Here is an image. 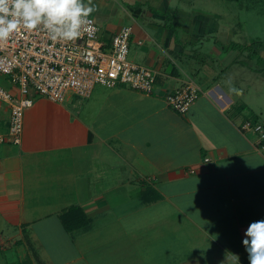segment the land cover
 Returning <instances> with one entry per match:
<instances>
[{
  "label": "crops",
  "instance_id": "1",
  "mask_svg": "<svg viewBox=\"0 0 264 264\" xmlns=\"http://www.w3.org/2000/svg\"><path fill=\"white\" fill-rule=\"evenodd\" d=\"M181 1L86 0L102 39L132 28L129 59L157 72L156 91L95 87L89 99L29 110L22 144L0 146V252L41 242L72 254L56 264H138L137 246L190 233V246L223 252L214 264H249L242 241L264 219V147L241 126L264 124L247 99L263 70L226 38L204 49L212 16ZM189 81L201 93L181 115L165 95ZM71 214L82 226L73 231Z\"/></svg>",
  "mask_w": 264,
  "mask_h": 264
},
{
  "label": "built area",
  "instance_id": "2",
  "mask_svg": "<svg viewBox=\"0 0 264 264\" xmlns=\"http://www.w3.org/2000/svg\"><path fill=\"white\" fill-rule=\"evenodd\" d=\"M87 21L72 40H53L43 25L27 29L21 22L0 42V75L9 84L5 88L0 83V146L22 144L25 113L33 108L35 96L63 104L72 96L89 99L98 85L155 93L157 72L129 59L132 28H121L107 41L96 20L89 16ZM200 93L189 81L167 92L165 101L184 115ZM241 130L253 132L264 147V124L247 120Z\"/></svg>",
  "mask_w": 264,
  "mask_h": 264
},
{
  "label": "rangeland",
  "instance_id": "3",
  "mask_svg": "<svg viewBox=\"0 0 264 264\" xmlns=\"http://www.w3.org/2000/svg\"><path fill=\"white\" fill-rule=\"evenodd\" d=\"M181 5H194V7L201 10V12L210 14L212 16V19H210L211 29L212 31L214 30L215 38L213 43L211 42L212 44H205L204 49L211 47L210 50L213 51V45L215 41L219 42L221 37L226 38L228 39V43L225 44L227 45V48H229L231 44H237L241 47L237 48L236 50L231 49V54H233L234 57L237 56L238 60L245 64H251V66L256 65L262 68L263 71L259 73V75H256V77L255 75H250L251 83H254L252 87L254 88H250L247 99L252 104V106H254V108V103L260 105V107L262 105V107L264 108V82H261L259 80L260 78H264V0H185L181 1ZM207 51L208 50L202 51V60L200 61L203 62V65L207 62L205 59H207V56H209L207 55L209 54L207 53ZM0 83L5 88L9 86L8 82L1 75ZM97 88L107 87L98 85L96 86V89ZM124 88L130 89L129 87ZM73 98L75 97L72 96L68 98L63 104L68 103ZM77 100L82 101L85 99L77 98ZM54 104L62 106V104L52 103L46 98L35 96L33 108L35 109L37 108V106L46 108L50 105L53 106ZM29 110H27L25 113V124L27 123V114ZM261 117L264 120V114ZM125 226L129 230L130 226ZM12 230L13 229H11L9 233H13L14 231ZM145 235L146 234H143L142 237H145ZM58 240L62 241V244H64V238H58ZM96 240H98L97 236L94 237V242H92L94 245L97 244L95 243ZM191 240H193V237L191 238L190 233H188L185 236H180V239H178V242H180V244H184V242L186 241L185 244L187 246H178V242H172L171 246L170 244H168L169 246H137L140 250V255L143 257V262H138V264H146V261H149V258H146V255L150 257V260H153V264H183L186 259L188 260V262L186 261L188 264H214L215 259H218L219 255L223 253L216 246H190ZM39 243H33L34 245L32 246H11L8 251L0 252V264H56L58 262L64 261L65 258L72 255L69 254V251H67V249L63 248V250H61V247H59V249L53 247L51 248L50 246H54V244L49 245L47 243L46 245H41ZM222 247L224 248L225 246ZM161 250H163V253H161L162 258L159 254ZM56 251L58 252L55 254ZM74 257H76L75 254ZM110 261L111 258L108 257L106 260L100 259V261L96 264L126 263H117L113 260V258L111 263H107ZM74 264L89 263L79 260Z\"/></svg>",
  "mask_w": 264,
  "mask_h": 264
},
{
  "label": "clouds",
  "instance_id": "4",
  "mask_svg": "<svg viewBox=\"0 0 264 264\" xmlns=\"http://www.w3.org/2000/svg\"><path fill=\"white\" fill-rule=\"evenodd\" d=\"M92 11L86 0H0V42L21 22L27 29L43 25L53 40L75 39ZM242 243L249 264H264V219L248 225Z\"/></svg>",
  "mask_w": 264,
  "mask_h": 264
},
{
  "label": "trees",
  "instance_id": "5",
  "mask_svg": "<svg viewBox=\"0 0 264 264\" xmlns=\"http://www.w3.org/2000/svg\"><path fill=\"white\" fill-rule=\"evenodd\" d=\"M230 1H238V0H230ZM239 47L240 46L237 44H231L230 47L227 49H232V50L235 49L236 50ZM263 60H264V58H263ZM250 121L257 123V121H254V120H250ZM73 210L76 211V209H73ZM76 217L77 216L71 214L69 218L68 217L65 218L63 223H64L65 227L67 228V230L73 231L75 229H78L79 227H82L81 225H76L77 220H79V217H77V218ZM16 264H22V263H16Z\"/></svg>",
  "mask_w": 264,
  "mask_h": 264
}]
</instances>
